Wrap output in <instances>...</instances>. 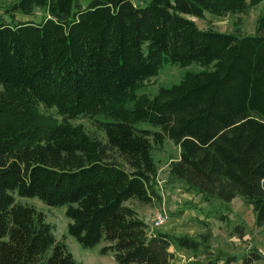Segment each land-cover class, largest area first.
Wrapping results in <instances>:
<instances>
[{
    "label": "trees",
    "instance_id": "obj_1",
    "mask_svg": "<svg viewBox=\"0 0 264 264\" xmlns=\"http://www.w3.org/2000/svg\"><path fill=\"white\" fill-rule=\"evenodd\" d=\"M264 0H13L0 14V264H74L39 211L65 206L82 247L103 241L117 264H174L170 245L197 238L147 231L134 200L160 204L153 145L168 139V174L204 203L239 196L264 231V14L252 33L240 17ZM41 17L16 19L15 14ZM238 16L234 32L190 17ZM6 17H3V16ZM163 63L202 68L137 94ZM54 108L56 120L39 111ZM93 118L103 137L68 119ZM100 117V118H98ZM150 127H142L140 123ZM235 229H237L235 227ZM264 259L248 251L238 264Z\"/></svg>",
    "mask_w": 264,
    "mask_h": 264
},
{
    "label": "rangeland",
    "instance_id": "obj_2",
    "mask_svg": "<svg viewBox=\"0 0 264 264\" xmlns=\"http://www.w3.org/2000/svg\"><path fill=\"white\" fill-rule=\"evenodd\" d=\"M13 0H0V14L3 15V9L10 5ZM88 0H78L80 6H84ZM264 14V2L256 7H252L247 14L241 15L239 30L241 33H252L253 25L256 17ZM42 15L39 9H35L31 15H23L16 13V19H32L37 21ZM3 17H6L5 15ZM238 16L226 15L223 17L214 16L205 13L203 19L190 17L199 28L211 27L221 32H234L237 28L235 20ZM202 67L197 63H190L186 66L177 64L163 63L155 76L147 78L143 81L142 87L136 90L137 94L145 93L152 95L156 92L158 86L168 87L173 83H177L183 76L185 71H197ZM39 111L45 115H50L56 120H60V116L55 112L54 108H44L38 106ZM100 118V117H98ZM71 124H79L90 135L102 138V132L97 128L93 118L87 116H77L68 119ZM142 127H150L147 123H140ZM151 155L156 165V182L162 195L166 189H176L177 194H183L185 190L182 181L169 176L168 162L177 157V147L170 140L164 139L161 145H153ZM195 194V193H192ZM15 202L31 206L35 211L42 213L44 221L51 226V232L56 241L64 244L66 250L71 254L74 264H117L110 254H100L99 248L104 244L100 241L92 247H82L75 239L66 231V223L68 219L64 215L65 206H48L36 197H20L15 192L12 193ZM178 196V195H177ZM195 196V195H193ZM191 199L180 197V201H175L177 205L171 212L164 209L168 216L167 222L173 220V217L186 210L188 212L186 220H182L180 226L189 225L192 221L200 223L193 214L201 216L208 225L209 236L206 240L205 247H198L196 250L184 249L181 253H175L172 258L174 264H237L242 256L250 250L260 249L259 253L264 258V231L254 224L253 212L251 206L246 204L242 198L236 196L231 208L217 199H210L203 207L197 208V202ZM175 200V199H174ZM197 201V197L195 199ZM127 204L132 205L141 215L148 216L151 219L155 210L162 206L146 205L129 200ZM166 222V223H167ZM165 224V223H164ZM164 224L161 226L163 227ZM191 226H188L190 228ZM235 227L237 229H235ZM205 231V230H202ZM188 229L183 235L197 238L198 234ZM259 263L264 264V259ZM259 261V260H258Z\"/></svg>",
    "mask_w": 264,
    "mask_h": 264
},
{
    "label": "crops",
    "instance_id": "obj_3",
    "mask_svg": "<svg viewBox=\"0 0 264 264\" xmlns=\"http://www.w3.org/2000/svg\"><path fill=\"white\" fill-rule=\"evenodd\" d=\"M263 2H261V3H263ZM261 3L255 5L254 7L260 5ZM176 191H177L176 189H169V190L166 189V191L164 192L165 195H162V197H161L160 205L162 206V208L171 212L173 209L176 208L177 205L175 204V201H180V197H185V199H191V196H193V195H195V196L192 197V202L198 203L197 208H200V207H203L204 205H206V203L201 201L199 194H192V192H189V191H186L183 194H177ZM196 197H197V201H195ZM233 199L227 204V205H229L230 208H231V203H232ZM151 205H155V204L153 203ZM160 205H158V206H160ZM134 210L136 211L138 217L144 223H147L150 220V219H148L149 218L148 216L141 215L136 208H134ZM187 215H188V212L186 210H184L183 212L174 216L173 220H170L169 222H167V220H168V216H167V220H166L167 223L165 222L164 226L159 227L157 230L161 231V232H166V233L180 234V233H185V231H187L188 229H191L192 231H194L193 234L201 233L203 230V227H202V224H200V223L192 221L191 223H189V225L185 226V224H186V222H185L183 226H180L179 223H181L182 220H184V219L186 220ZM193 215L198 220H203L204 222H205V220H209L207 218H205V220H204L201 216H197L195 214H193ZM188 226H191V227L188 228ZM183 250H184L183 248L176 246V245H170L168 248V251L172 252L173 256L175 255V253L176 254L181 253ZM110 257H111V255H110ZM261 261H263V260L259 259V261L256 260V261H254V263H259Z\"/></svg>",
    "mask_w": 264,
    "mask_h": 264
},
{
    "label": "built area",
    "instance_id": "obj_4",
    "mask_svg": "<svg viewBox=\"0 0 264 264\" xmlns=\"http://www.w3.org/2000/svg\"><path fill=\"white\" fill-rule=\"evenodd\" d=\"M162 194V192H161ZM167 220V214L164 211V208H158L155 210L152 218L146 223L147 231L150 233L154 229L161 227ZM259 253H262L260 249L257 250Z\"/></svg>",
    "mask_w": 264,
    "mask_h": 264
}]
</instances>
